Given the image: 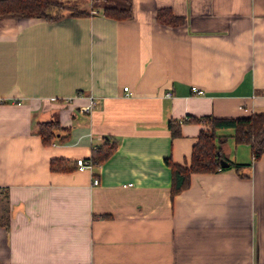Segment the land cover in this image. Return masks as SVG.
<instances>
[{"label": "crops", "instance_id": "crops-1", "mask_svg": "<svg viewBox=\"0 0 264 264\" xmlns=\"http://www.w3.org/2000/svg\"><path fill=\"white\" fill-rule=\"evenodd\" d=\"M129 1L124 19L101 5L0 19V264H264V151L219 127L223 156L246 165L191 173L172 196L165 163L187 164L208 128L187 115L264 113V0ZM49 118L65 138L46 145ZM107 138L104 161L76 167ZM52 158L73 167L51 170Z\"/></svg>", "mask_w": 264, "mask_h": 264}, {"label": "trees", "instance_id": "trees-1", "mask_svg": "<svg viewBox=\"0 0 264 264\" xmlns=\"http://www.w3.org/2000/svg\"><path fill=\"white\" fill-rule=\"evenodd\" d=\"M91 1L90 7H81L80 4ZM0 0V19L4 17H40L49 22L59 21L67 16L88 15L93 11L94 5H101L102 13L111 18L124 19L132 15V5L129 0L121 3H113L110 0ZM97 3V4H94ZM156 18L170 25L183 23V18L172 14L167 8H159ZM180 121L204 122L208 128L201 129L192 145L190 158L187 164H180L165 158V163L171 171V196L186 188L189 184L190 174L194 172H214L228 168L239 171L246 164L238 162H228L227 167L219 164L222 157L227 160L222 152L220 143L225 140V136L217 135L215 130L219 127L233 128V139L236 143H248L252 157L257 158L264 151V113H253L235 118H215L210 116L187 115ZM180 121L169 120L168 129L171 137L180 135ZM38 133L43 144H50L53 139H64L65 134L58 119L49 118L37 123ZM65 130V129H64ZM59 133V134H58ZM107 138L103 143L92 148L87 160L91 164L104 161L113 151L115 143ZM73 163L65 158H52L49 161L51 170H64L72 168ZM76 164V160H74ZM77 167V164H76ZM7 200L6 193L4 198ZM1 210L5 211V205H1ZM3 218V215H1Z\"/></svg>", "mask_w": 264, "mask_h": 264}, {"label": "built area", "instance_id": "built-area-1", "mask_svg": "<svg viewBox=\"0 0 264 264\" xmlns=\"http://www.w3.org/2000/svg\"><path fill=\"white\" fill-rule=\"evenodd\" d=\"M192 89L197 93H202V90H200V89H196L195 87H193ZM123 90L126 91L125 92L126 95L129 94L126 86L123 87ZM166 95H169V93H166ZM94 104H95L94 98L92 96H88V103L86 105L82 106L81 108L83 111L87 112L94 106ZM76 164H77L78 168L90 167L92 165L89 160L84 159V158H77ZM97 183H98V179L93 178L92 184H97Z\"/></svg>", "mask_w": 264, "mask_h": 264}, {"label": "water", "instance_id": "water-1", "mask_svg": "<svg viewBox=\"0 0 264 264\" xmlns=\"http://www.w3.org/2000/svg\"><path fill=\"white\" fill-rule=\"evenodd\" d=\"M219 164H220L222 167H227V166H228V161L221 157V158L219 159Z\"/></svg>", "mask_w": 264, "mask_h": 264}, {"label": "rangeland", "instance_id": "rangeland-1", "mask_svg": "<svg viewBox=\"0 0 264 264\" xmlns=\"http://www.w3.org/2000/svg\"><path fill=\"white\" fill-rule=\"evenodd\" d=\"M69 1L72 4V2H71L72 0H69ZM94 4H97V3H94ZM90 5H91V1H87L86 3L80 4L81 7H86V8L90 7ZM94 7H96V5H94Z\"/></svg>", "mask_w": 264, "mask_h": 264}]
</instances>
